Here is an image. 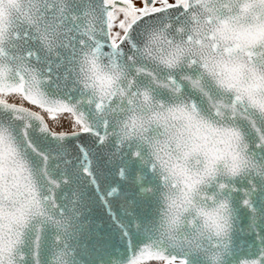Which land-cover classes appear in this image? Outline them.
Wrapping results in <instances>:
<instances>
[{
    "label": "snow or ice",
    "instance_id": "1",
    "mask_svg": "<svg viewBox=\"0 0 264 264\" xmlns=\"http://www.w3.org/2000/svg\"><path fill=\"white\" fill-rule=\"evenodd\" d=\"M0 264H264V0H0Z\"/></svg>",
    "mask_w": 264,
    "mask_h": 264
}]
</instances>
